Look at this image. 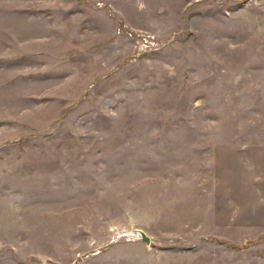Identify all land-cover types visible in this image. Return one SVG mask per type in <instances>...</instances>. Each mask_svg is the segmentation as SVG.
Masks as SVG:
<instances>
[{
  "label": "rangeland",
  "instance_id": "obj_1",
  "mask_svg": "<svg viewBox=\"0 0 264 264\" xmlns=\"http://www.w3.org/2000/svg\"><path fill=\"white\" fill-rule=\"evenodd\" d=\"M10 1L0 0V264H264V0H191L175 47L124 25L128 61L147 62L115 70L136 90L124 106H60L61 86L95 80L48 72L106 71L111 51L91 62L84 48V65L74 45L37 44L65 63L12 54L28 32L4 29ZM139 35L155 45L141 50ZM44 67L47 78L29 77ZM40 152L56 159L28 158Z\"/></svg>",
  "mask_w": 264,
  "mask_h": 264
},
{
  "label": "crops",
  "instance_id": "obj_2",
  "mask_svg": "<svg viewBox=\"0 0 264 264\" xmlns=\"http://www.w3.org/2000/svg\"><path fill=\"white\" fill-rule=\"evenodd\" d=\"M1 9L11 18V26L4 29L28 32L27 38L22 41H19L18 36L15 37L17 38L16 47L19 49L11 52L12 54L20 53L18 56H25L29 61L65 63L69 60L68 54L37 52V44L41 45L42 43L43 45L55 43V46L68 47L74 45L78 47L75 51L76 60H79L83 65L89 62V59H86L88 56L83 53L84 48L91 47L92 52L95 53L91 62H94L95 57H98L95 62H99L100 54L96 55V52L100 47H106L111 51L107 60L106 71L99 69L92 71L91 75H85L84 71H79L76 75H72L66 69L56 70V68L54 70L55 75L50 74L52 73L51 70L48 72L50 77L59 78L65 84L72 78H76V82L79 84L88 77L95 80V83H92L95 85L91 89L88 85L83 88V84L75 90H67L61 86L59 88L61 90V95L59 94L61 96L59 98L60 106H116L117 104L124 106L132 105L126 96L128 92H135L136 90L131 88L133 83L130 81L133 80L131 77L126 78L125 75L119 78L115 75L117 74L115 70L120 69L121 72H125L130 70L133 65L144 67L147 62L145 59L136 60L135 63L128 61V56L133 53L134 42L127 34H118V30L125 25L127 27L125 30L148 31L158 35L162 41L167 40L166 46L175 47L177 44L172 43L173 39L187 29L185 12L188 13L191 9V0H11L10 2H3ZM37 31L50 32L51 35L37 36L35 34ZM68 31L76 32L75 35L70 36V38L75 39L73 43L68 42L70 41L68 34H66ZM23 45L31 48L28 51H20ZM11 57L13 61L16 59L14 55ZM110 62H114V64L110 65ZM46 71H48L47 67H44L41 71H28V73L29 77L30 73H33L40 78H47ZM111 77L115 80L128 82L130 91L100 85L104 80ZM122 90L124 91L121 93ZM40 154L42 155L43 152ZM43 155L44 157L28 158H45L46 161L38 163L44 166L51 165L52 162L48 160L56 159L51 155L50 157L47 154ZM27 166L32 168L34 164L29 162ZM12 169L13 172L19 171L20 167H12ZM13 206H17L15 213L19 215V204ZM2 211L1 209V214Z\"/></svg>",
  "mask_w": 264,
  "mask_h": 264
},
{
  "label": "built area",
  "instance_id": "obj_3",
  "mask_svg": "<svg viewBox=\"0 0 264 264\" xmlns=\"http://www.w3.org/2000/svg\"><path fill=\"white\" fill-rule=\"evenodd\" d=\"M122 33H124V29L121 28L118 30V34H122ZM128 36L133 37L131 33H128ZM136 40H137V43L139 45V48L144 47L141 50L146 51L147 49H151L152 45H155L153 38H149V37L139 35L136 38Z\"/></svg>",
  "mask_w": 264,
  "mask_h": 264
},
{
  "label": "water",
  "instance_id": "obj_4",
  "mask_svg": "<svg viewBox=\"0 0 264 264\" xmlns=\"http://www.w3.org/2000/svg\"><path fill=\"white\" fill-rule=\"evenodd\" d=\"M139 234L141 236L142 241L146 242L148 245L151 243L149 236H147L145 232L139 231Z\"/></svg>",
  "mask_w": 264,
  "mask_h": 264
}]
</instances>
